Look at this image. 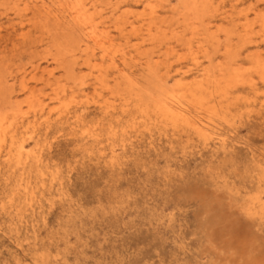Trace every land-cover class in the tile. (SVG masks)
Here are the masks:
<instances>
[{
    "label": "rangeland",
    "instance_id": "obj_1",
    "mask_svg": "<svg viewBox=\"0 0 264 264\" xmlns=\"http://www.w3.org/2000/svg\"><path fill=\"white\" fill-rule=\"evenodd\" d=\"M10 1L0 0V113L15 102L26 107L23 82L53 103L51 83L60 82L70 94L82 75L91 74L82 53L73 56L74 30L54 18L55 0ZM85 1L99 31L131 53L127 72L141 89L155 90L164 81L175 87L179 72L193 69L192 44L200 69L210 66L223 79L225 95L215 97L219 113L212 121L228 148L146 122L136 110L124 116L125 101L105 91L103 100L114 101L112 116L92 102L76 127L100 129L101 143L89 139L86 146L68 125L42 141L46 162L32 167L33 204L18 193L19 172L0 166V264H264V218L248 213L256 198L264 202V0H209L199 14L188 13L181 0H158L159 39L145 43L142 53L130 25L122 36L114 19L135 20L144 0H121L115 18L116 0ZM43 2L52 15L40 11ZM128 9L129 17L123 14ZM150 57L162 63L149 67ZM114 72L108 75L112 83ZM91 82L85 89L93 96Z\"/></svg>",
    "mask_w": 264,
    "mask_h": 264
},
{
    "label": "bare ground",
    "instance_id": "obj_2",
    "mask_svg": "<svg viewBox=\"0 0 264 264\" xmlns=\"http://www.w3.org/2000/svg\"><path fill=\"white\" fill-rule=\"evenodd\" d=\"M11 1L9 3H11ZM55 1L59 4L58 6L59 10H58V14H54V18L56 19L57 23L67 24L68 26L66 27H69V29L71 28L74 30V33L72 34V38L74 40V44L77 43V49L72 50L74 52L73 56H77L75 52L78 50L80 51V53H82V57L84 58V64L86 65L87 69L90 70L91 74L89 76L92 77V79H90V77L87 75H82L79 79V82H77L78 84L77 87H79V89L73 90L70 94H68L66 88L62 86L60 82L56 81L55 83H51L50 85L52 86L51 89L52 93L49 95V99L53 103L49 102L48 99L43 94L41 93L39 94L36 91L32 90L29 87L28 83L23 82L21 84L22 86L20 87H23V90L29 93V97H27L28 100L26 101V107L24 103L15 102V103H11L4 112L0 113V166L4 165L12 171L19 172L20 179L18 181L19 183L17 184L18 185L17 188L19 190L18 193H24L28 201H31V203L35 202L36 193L34 188L31 187V179L33 177L32 167L36 166L40 168L45 164L46 162L45 147H43L42 141L45 140L46 142L48 140V135L52 129L63 130L65 129V126L68 125L71 131H73L75 135H78L80 133L79 136L80 140L86 141L87 142L86 146L89 143L88 142L89 139H92L93 144L95 143L98 144L102 142L100 140V137H102L100 129H96V128L92 129L91 127L84 126L81 129L78 128L80 130H77L76 127H81L80 123L85 119V115H86L85 111L88 110L89 108L88 105L91 104L92 102L99 106V109L102 111L104 116H112V114L115 111L114 110L115 105L113 103L114 101L108 103L107 100H103L104 99L103 93L105 91L108 92L109 94H113L114 97L118 96V98L125 101L121 109V114L124 116L125 115L132 116L133 114L134 115L137 114V116L144 119L146 122L150 121L155 124L172 126L174 130H179L180 128H182V130L189 133L190 137L193 135L194 137H197L201 142H203L206 145L209 144L211 140H213L217 145H220V147L224 148V150L228 148L227 139L224 137V135L218 132V129L216 128V126L212 121L214 116H217V114L219 113L218 106L215 105L214 103L215 97H217L218 95H225L224 93L225 89L222 86L223 84H221L223 82V81L221 82V80L223 79L213 75L209 71L210 66L207 67L209 68L208 70L200 69V61L197 56V51L194 50V47L192 46L191 43L188 44V49L191 55H195L193 57V69H190L189 71H180L179 78L176 80L175 83V87L168 88L163 86L167 82L164 81V83H162L163 85L158 84V86L156 87L157 89L155 90H149L150 89L149 85H148L149 89L148 88L141 89L138 87L139 84L136 81H134V79H132V76H130L127 72L130 69L128 67L130 66L129 61L130 59L131 60L133 59L132 57H129V54L131 53H128L127 52L128 50L121 48V46L119 48H115L114 43L110 38V34L105 33V31L104 32L99 31L100 27H99V23H97V18L94 15V13L91 12V9L89 8V5L86 3V1L85 0H55ZM55 1L53 0V2ZM157 1L158 0H144L143 1L144 12L142 14H137L136 19L133 21L127 19L126 22L124 23V21L122 22L123 18L120 16L114 19L118 23V27L120 29L122 36L127 37L128 25H130L131 32L136 34L138 39L141 40L140 43L135 46L136 52L138 53H142L140 51L143 48L142 46L145 45V43L147 42L155 43V41L159 39L158 36L160 35L159 32H161V27H159V25L157 24L158 23L157 21L160 16L156 9ZM181 1L186 11L188 13L191 12L194 14H199L201 7L205 5V3H209L208 2L209 0H181ZM17 5L19 6V4ZM111 7H114V9L111 11H113L114 13L113 15L115 18L118 12L122 9L121 0H116V3ZM209 9L211 8L209 7ZM40 11L42 13H45L46 16H50L53 14L52 13L53 11L50 10V8L46 5L45 2H43ZM132 13L133 11L129 9L128 11L123 12V14L126 15L127 17H129V15ZM1 14L4 15L3 13ZM19 15L21 16V13H19ZM136 23H141V25L140 24L137 25ZM262 25L264 27V24ZM155 30L157 31V33H155L156 32ZM64 32L66 33L67 30ZM54 33L55 31L52 34ZM62 36L64 35L62 34ZM52 38L54 39V36H52ZM64 39L65 38H63V43H65ZM55 51H57V49ZM98 53L100 54L99 56ZM120 55L121 57L118 58ZM209 57H211V55ZM209 57L207 59H210ZM159 63H162L161 59L154 60L153 57H150L148 59L147 65L151 67L153 64L158 65ZM38 68L39 67H34V71H36ZM110 69H113L115 71L114 72L115 77L113 79L114 81L113 83L109 80V76H108ZM194 69L197 70V73H195L192 76H189L188 73L190 71H193ZM49 75L52 76L54 74L53 72L50 71ZM159 76L161 75L159 74ZM148 77L147 79H149ZM191 77L193 78L190 81L189 78ZM235 77L236 78L238 77L237 72L234 75V78ZM90 82L93 85V92H94L93 96H91V94L87 91V89H85ZM122 84H124L125 87H123ZM4 94L10 96L8 93H4ZM0 106L2 107V105ZM135 110H136V114H135ZM206 113H208L209 115L206 116L205 115ZM137 119L139 118L136 117L134 118V120H132L133 125L137 124ZM115 128L116 127H113L112 130L110 131V135L112 137H115L117 135ZM31 140L34 141L35 143L33 147H29L30 146L29 142ZM48 143L49 142H47V145H49ZM262 180L264 179L261 178L260 183L262 182ZM42 181H45L43 177H42ZM12 193L18 194L16 193V190H14ZM256 199L257 200L253 201L254 205L248 209L249 211L248 213L253 216H259L260 218L262 217L264 218V202L262 196Z\"/></svg>",
    "mask_w": 264,
    "mask_h": 264
}]
</instances>
